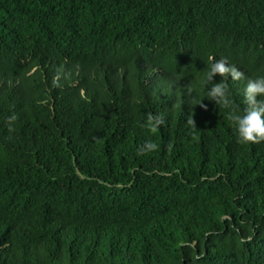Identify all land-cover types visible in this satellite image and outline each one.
Returning <instances> with one entry per match:
<instances>
[{"label":"trees","instance_id":"16d2710c","mask_svg":"<svg viewBox=\"0 0 264 264\" xmlns=\"http://www.w3.org/2000/svg\"><path fill=\"white\" fill-rule=\"evenodd\" d=\"M44 52L86 100L27 77ZM210 56L264 76V0H0V264H264V141Z\"/></svg>","mask_w":264,"mask_h":264},{"label":"clouds","instance_id":"9594fccd","mask_svg":"<svg viewBox=\"0 0 264 264\" xmlns=\"http://www.w3.org/2000/svg\"><path fill=\"white\" fill-rule=\"evenodd\" d=\"M47 54L44 52V58L47 63L42 60V63L27 69V77L34 78L39 82L42 78L46 77L51 66L56 67L58 68V72H61L63 80L58 75L59 73L56 74L53 77L55 88L59 89L60 87L62 90H66L68 87L64 85L70 83L78 91L80 99L86 100L91 93L85 89L84 76L75 72L72 65L66 60L59 62L53 56L47 59ZM31 59L32 57H29L27 61L30 62ZM209 59L211 63L208 65L204 75V83H210V86L206 89L204 99L214 102L221 109H227L225 115L234 125L237 143L246 144L249 142L257 143L264 141V76H256L249 79L248 77H241L242 73L236 68L235 64L231 63V61L228 62L227 57H220L214 60L210 56ZM121 71V67H119L111 77L105 79L109 87L119 86ZM215 75L221 77L219 82H213ZM236 80H240L241 83L235 85ZM244 81L247 82L245 83ZM61 84H63V87L60 86ZM228 90L231 93L233 91L236 95L241 94L245 104L241 112L235 110L232 97ZM33 93L36 94L35 92ZM200 101L201 99L197 104ZM201 107H204V105L201 104ZM146 122L148 127L152 131H155L163 123V118L160 115L150 114L147 116ZM191 122L193 123L192 118ZM155 148L156 144L151 141H145L143 147L138 149L137 154L139 155L142 152Z\"/></svg>","mask_w":264,"mask_h":264},{"label":"bare ground","instance_id":"6f19581e","mask_svg":"<svg viewBox=\"0 0 264 264\" xmlns=\"http://www.w3.org/2000/svg\"><path fill=\"white\" fill-rule=\"evenodd\" d=\"M111 62V61H110ZM137 89V88H136ZM131 113V112H130ZM134 119V118H133Z\"/></svg>","mask_w":264,"mask_h":264}]
</instances>
